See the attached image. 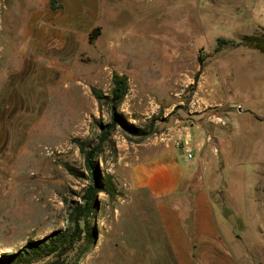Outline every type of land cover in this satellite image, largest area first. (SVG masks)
Masks as SVG:
<instances>
[{"label":"rangeland","instance_id":"1","mask_svg":"<svg viewBox=\"0 0 264 264\" xmlns=\"http://www.w3.org/2000/svg\"><path fill=\"white\" fill-rule=\"evenodd\" d=\"M50 1L0 0V264H177L159 246L157 200L130 182L137 155L168 146L192 147L182 188L210 191L232 264H264V51L217 49L264 33V0ZM114 72L129 86L97 157L114 187L97 194L94 240L65 250L59 235L91 182L80 142L113 120L93 87L110 96Z\"/></svg>","mask_w":264,"mask_h":264},{"label":"crops","instance_id":"2","mask_svg":"<svg viewBox=\"0 0 264 264\" xmlns=\"http://www.w3.org/2000/svg\"><path fill=\"white\" fill-rule=\"evenodd\" d=\"M182 135L187 141L193 137L190 129ZM174 148L137 155L130 167L132 185L148 190L157 200L162 224L159 246L166 242L177 264H232L231 228L219 221L208 189L182 188L185 182H193L194 167L188 165L184 147Z\"/></svg>","mask_w":264,"mask_h":264},{"label":"trees","instance_id":"3","mask_svg":"<svg viewBox=\"0 0 264 264\" xmlns=\"http://www.w3.org/2000/svg\"><path fill=\"white\" fill-rule=\"evenodd\" d=\"M50 5L52 8H57L62 4L59 2V0H51ZM99 33L100 27L96 26L90 32V38H95ZM227 43L246 44L264 51V33L244 34L238 41H234L233 39H228L225 37H219L217 49H220L224 44ZM112 80L114 85L110 96L107 95L102 89L93 87V92L98 99L101 100L110 98L111 101L114 102V104L112 105L113 120L107 124H101V133L99 137L100 140L98 143L91 145L85 143L84 141L80 142V147L85 154L86 166L90 170L91 182L82 195V202L77 201L70 211L68 228L72 229L71 232L69 233L68 230L59 235V237H61V244L62 246H64L63 249L65 250L70 246L72 247L76 242H79L83 237H85L89 241L94 240L95 228L89 224V218L96 213L98 203L97 194L102 190L111 192L114 187L113 182L110 178H102L97 157L103 149V143L105 142V140L109 138L110 134L116 128L117 124L122 120L121 114L116 111L115 105L116 102L122 100L127 93L129 81L127 75L120 74L118 72H114ZM259 116L263 117V115L261 114H259ZM130 126L138 130L133 124H130ZM139 132L143 133L144 131L139 129ZM52 243H54V245L52 244L46 252L49 253L58 249V245H56L55 241H53ZM32 246L33 250L36 252L38 251L37 249L40 248V245L38 247H36L35 245ZM21 253L22 251H20V254ZM11 257L13 256H9V259ZM0 260L2 259L0 258Z\"/></svg>","mask_w":264,"mask_h":264},{"label":"built area","instance_id":"4","mask_svg":"<svg viewBox=\"0 0 264 264\" xmlns=\"http://www.w3.org/2000/svg\"><path fill=\"white\" fill-rule=\"evenodd\" d=\"M186 148L188 150V153H187L188 158L193 157L194 156V153L192 151V147L191 146H187Z\"/></svg>","mask_w":264,"mask_h":264}]
</instances>
